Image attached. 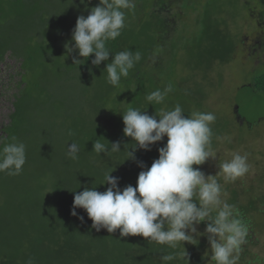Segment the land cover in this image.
Here are the masks:
<instances>
[{"label": "trees", "instance_id": "trees-1", "mask_svg": "<svg viewBox=\"0 0 264 264\" xmlns=\"http://www.w3.org/2000/svg\"><path fill=\"white\" fill-rule=\"evenodd\" d=\"M49 3L51 0H0V63H4L7 56L19 58L22 59V68L27 72L26 84L21 93L15 96L14 112L10 115V124L5 127V135L2 136L6 143L22 142L26 145V163L20 175L0 173V264H28L29 259L33 264H163L161 256L173 252H182L183 256H178L169 264H205L204 252L208 240L201 242L203 239L198 238L192 241L193 244L186 242L184 247L182 245L173 250L155 242L149 244L143 236L121 237L119 229L115 233H109L106 229L97 232L91 227L93 222L82 208L76 209L77 216L72 215L76 192L92 186L104 192L108 185L100 184L104 182L107 172L113 171L111 175L119 178L121 190L129 184L137 186L139 173L147 170L139 164L143 162L150 168L153 161L159 158L158 149L167 143L165 137L164 141L150 146V151L136 149L135 160H126L128 150H131L134 142L124 134L123 112L128 108H136L146 110L149 115H156L162 109L172 110L179 104L187 117L196 109L202 111V104L206 100L202 95L196 97L197 91L188 87V81L177 80L178 76L171 67L167 75L161 70L159 72H162L160 82L163 84L166 77V81L172 86V92L167 95L163 104H149L146 95L164 88L151 78L154 76L153 71L142 74L144 62L155 48L151 43L148 54L142 56L127 78H122L120 86L110 87V94L99 105L98 112L86 114L87 120L82 122L77 121L79 116L75 113L64 115L63 120L66 118L75 121L67 125L64 121L62 124L58 122L63 138L61 142L52 140L50 146L46 133L40 130L41 121H38V117L44 113L42 100L45 107L46 98L57 102L53 98L58 95L50 89V79L60 77L63 79L62 86L71 89L80 85L84 93H89L95 81L105 75L107 63L114 58V53L125 49L141 53L142 50L138 34L126 27L119 38L108 42L113 54H110L109 61L102 62L99 67L91 63L95 58L92 54L88 59L81 57V60L84 59L81 65L68 61L58 70L53 69L52 60L45 62L48 50L46 41L42 42L41 38L36 39L35 36L37 31L42 32L44 29L46 6ZM204 16L209 18L210 11L207 10ZM148 24L155 33L154 36H147V39L149 43L154 41L156 46L157 29L152 21H147L146 25ZM140 25L136 23V26ZM223 28L221 22L212 23L208 19L203 33L206 37L211 32L216 36ZM231 43L229 40L228 45L232 49ZM62 54L61 51L55 53L53 60L63 61ZM68 54L66 51L65 55ZM217 59L220 61L221 58ZM227 61L229 60L225 62ZM263 85L264 82L257 88L252 87L264 90ZM54 109L61 111V106L56 105ZM88 124L90 125L87 126ZM212 129L213 147L217 149L220 141L216 137H222L228 132L226 127L218 124H213ZM69 133L76 135L72 142L65 137ZM12 137L16 140L13 141ZM96 140L109 147L110 143L119 142L121 151L107 155L97 154L93 151ZM73 142L80 146L79 158L76 160L67 155L68 144ZM2 146L0 144V148ZM202 166L193 167L201 170ZM47 172L52 179L50 183L43 181ZM231 193L229 203L239 208L249 225L247 242L238 264H264V259L250 248L254 246L258 227L264 228L262 221L252 220L254 214L258 217L263 215L258 200L263 202L264 199H254L247 194L243 195L242 200L237 190H232ZM80 216L84 217L83 221ZM200 228L205 229L206 224L202 223Z\"/></svg>", "mask_w": 264, "mask_h": 264}, {"label": "rangeland", "instance_id": "rangeland-1", "mask_svg": "<svg viewBox=\"0 0 264 264\" xmlns=\"http://www.w3.org/2000/svg\"><path fill=\"white\" fill-rule=\"evenodd\" d=\"M98 5L99 0H90L88 8ZM207 10L210 16L204 18ZM80 15H89L80 0H51L47 4L44 29L37 31L35 36L36 39L41 38L42 42L46 41L48 50L45 62L52 60L53 69L58 70L68 61L73 63V56L81 59L78 51L65 55L68 47H74L72 33ZM208 19L212 23L221 22L223 31L216 36L211 32L206 37L203 27ZM147 21H152L157 29L156 46L154 41L149 43L147 39V36H154L155 33L149 24L146 25ZM126 23L140 37L143 57L151 43L155 47L143 64L142 74L153 71L151 78L161 83V73L167 75L172 67L177 80L188 81V87L197 91L196 97L202 95L206 100L204 105L201 103V112L214 113L216 120L213 124L226 127L228 133L222 137L229 138L230 142L228 139L220 141L216 149L217 158L205 162L201 171L206 176H214L219 172V159H230L233 152L246 154L250 165L248 174L227 184L222 177L217 178L228 194V202L232 190H237L242 200L243 195L247 194L254 199H264V90H255L264 82V0H136V8L127 13ZM136 23L141 25L136 26ZM229 40L232 49L228 45ZM60 51L63 52V61L55 62L53 55ZM217 58H221L220 61ZM227 59L229 61L225 62ZM26 76L22 59L7 56L5 62L0 63V138L10 124L15 96L21 93L26 84ZM49 82L50 89L58 95L53 98L57 102L46 98L45 107L42 100L44 113L38 117V121H41L40 130L46 133L47 143L51 146L52 140L61 142L63 138L62 129L57 123L64 121L67 125L75 121L63 120L64 115L75 113L79 116L78 122L86 121V114L99 111V105L110 94L108 90L111 85L107 83V72L95 81L89 93H84L80 85L71 89L62 86L63 79L60 77L52 78ZM162 85H169L166 77ZM199 91L201 94H198ZM56 105L61 106V111L54 109ZM65 137L72 142L76 135L69 133ZM43 181L52 182L48 172ZM258 202L263 215L258 217L254 214L252 220L264 223V201ZM200 225L196 227L203 233L205 229ZM198 238L203 239L201 242L207 240L206 236H194V239ZM250 248L264 259V228L258 227L254 246ZM204 257L205 264H214L210 262L209 243Z\"/></svg>", "mask_w": 264, "mask_h": 264}, {"label": "clouds", "instance_id": "clouds-1", "mask_svg": "<svg viewBox=\"0 0 264 264\" xmlns=\"http://www.w3.org/2000/svg\"><path fill=\"white\" fill-rule=\"evenodd\" d=\"M89 15H80L72 33L74 47L68 52L78 51V56L89 58L99 67L109 61L113 54L108 47L109 41H115L127 27V13L136 8V0H99V5L88 8L90 0H80ZM83 59V60H84ZM142 59L139 51L124 50L114 53V58L107 63V83L118 88L122 78H127L130 71ZM83 60L73 56L74 64H83ZM171 84L162 90L157 89L146 95L150 105L163 104L172 92ZM157 116L159 120H157ZM216 116L212 112L193 111L185 116L183 108L177 104L172 110L162 109L156 115L147 114L146 110L128 108L123 112L125 136L132 138L134 146L128 150V159L135 160V150H151L152 145L164 141L160 147L159 158L150 168L138 175L137 186L131 184L121 190L119 178L105 173L104 182L108 185L104 192L96 187H85L76 192L72 215L82 208L92 220L91 227L97 232L106 229L115 233L119 229L121 237L143 236L149 244L155 242L176 250L192 243L194 236H206L211 248V260L214 264H238L243 246L247 242L249 225L244 220L239 208L228 202V194L217 177H222L225 184L234 183L250 171L247 155L231 153V158L219 159V172L206 176L198 167L210 158H217L213 147L212 125ZM223 141L224 137H216ZM15 141L16 138L12 137ZM0 173L9 176L20 175L26 163V145L22 142L6 143L0 138ZM93 151L97 154L119 153V142L110 143V147L96 140ZM80 146L68 144L67 155L70 159L79 158ZM81 187V185H80ZM79 187V188H80ZM81 221L83 216L79 217ZM206 224L205 231L199 232L197 225ZM193 244V243H192ZM183 256V253H169L161 256L163 264ZM28 264H33L29 259Z\"/></svg>", "mask_w": 264, "mask_h": 264}, {"label": "water", "instance_id": "water-1", "mask_svg": "<svg viewBox=\"0 0 264 264\" xmlns=\"http://www.w3.org/2000/svg\"><path fill=\"white\" fill-rule=\"evenodd\" d=\"M238 114H239V109L237 110ZM239 117L241 118L240 114H239Z\"/></svg>", "mask_w": 264, "mask_h": 264}]
</instances>
